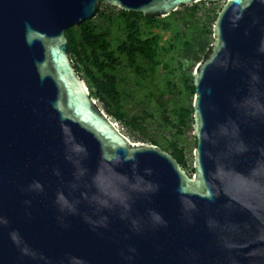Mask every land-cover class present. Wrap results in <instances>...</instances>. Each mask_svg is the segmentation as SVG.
<instances>
[{
    "label": "water",
    "instance_id": "water-1",
    "mask_svg": "<svg viewBox=\"0 0 264 264\" xmlns=\"http://www.w3.org/2000/svg\"><path fill=\"white\" fill-rule=\"evenodd\" d=\"M201 1L186 170L99 107L66 30ZM0 264H264V0H0Z\"/></svg>",
    "mask_w": 264,
    "mask_h": 264
},
{
    "label": "trees",
    "instance_id": "trees-1",
    "mask_svg": "<svg viewBox=\"0 0 264 264\" xmlns=\"http://www.w3.org/2000/svg\"><path fill=\"white\" fill-rule=\"evenodd\" d=\"M206 3L207 1H201L183 6L167 17L125 11L107 4V10L98 6L93 18L66 30L68 52L73 64L87 82L91 95L100 101L105 112L129 131L136 133L139 141L157 144L171 152L186 170H189V159L186 149L180 146L179 141L167 140L168 143H165L166 139L162 135L152 134L146 124L148 118L154 117L152 113H133L130 106L136 88H131V82L134 80L136 86L141 87L145 82H150L161 64L165 68L170 66L171 63L164 61L162 57L172 48L178 47L184 57L198 63L211 54L214 44L213 29L207 24L197 25V15ZM219 12L213 16L215 20ZM178 20L191 31L190 35L175 23ZM155 28L172 30L176 43L171 47L164 45V35L160 31H154ZM168 85L171 90L175 87L171 82ZM184 86L188 94L195 96L193 75L184 77ZM158 98L166 127L177 129L179 136L183 135L190 122L194 123L193 103L190 106L182 104L175 107L172 117L164 95Z\"/></svg>",
    "mask_w": 264,
    "mask_h": 264
},
{
    "label": "rangeland",
    "instance_id": "rangeland-1",
    "mask_svg": "<svg viewBox=\"0 0 264 264\" xmlns=\"http://www.w3.org/2000/svg\"><path fill=\"white\" fill-rule=\"evenodd\" d=\"M98 6L102 10H107V7L98 3ZM209 14V8L202 5L201 11L198 13L197 25H205L206 18ZM183 30H186L190 35L191 31L181 22L176 21ZM154 31L162 32L164 35L162 43L167 47H171L172 44H175L174 32L172 30H163L155 28ZM163 60L171 63L170 66L166 67L164 64H161L158 68L156 74L150 80V82H145L143 86L138 87L134 80L131 82V88H136V94L132 97L131 108H133V113H142L145 115V111L152 113L153 118H148L147 126L150 127L152 134L156 136L162 135L166 140L165 143H168L167 140H177L180 143L181 147H184V134L179 136L177 129H171L166 127L165 120L163 116V110L159 107L158 97L164 95V99L168 102L169 114L174 117L173 109L179 105L184 104V77L185 72L189 64L193 59H188L183 56V52L179 51L177 48H172L169 52H166L163 55ZM171 82L175 87L169 89L168 83ZM99 107L103 109L102 104L97 100ZM105 111V110H104ZM121 130L133 141V142H144L139 141L137 134L129 131L128 128L118 122ZM150 143V142H147Z\"/></svg>",
    "mask_w": 264,
    "mask_h": 264
},
{
    "label": "clouds",
    "instance_id": "clouds-1",
    "mask_svg": "<svg viewBox=\"0 0 264 264\" xmlns=\"http://www.w3.org/2000/svg\"><path fill=\"white\" fill-rule=\"evenodd\" d=\"M80 150H82V149H78V151H80Z\"/></svg>",
    "mask_w": 264,
    "mask_h": 264
},
{
    "label": "built area",
    "instance_id": "built-area-1",
    "mask_svg": "<svg viewBox=\"0 0 264 264\" xmlns=\"http://www.w3.org/2000/svg\"><path fill=\"white\" fill-rule=\"evenodd\" d=\"M117 124H118V122H117ZM119 126V125H118Z\"/></svg>",
    "mask_w": 264,
    "mask_h": 264
}]
</instances>
